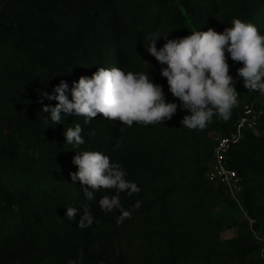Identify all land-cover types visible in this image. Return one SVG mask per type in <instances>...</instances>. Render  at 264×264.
I'll return each mask as SVG.
<instances>
[{"label": "trees", "instance_id": "1", "mask_svg": "<svg viewBox=\"0 0 264 264\" xmlns=\"http://www.w3.org/2000/svg\"><path fill=\"white\" fill-rule=\"evenodd\" d=\"M233 18L264 34V0H0V264H264V135L245 131L227 153L242 184V218L222 187L205 178L212 139L231 131L241 100L262 109L264 128V93L238 80L230 118L213 116L202 130L183 126L187 110L179 108L162 124L131 127L99 113L89 124L68 115L54 125L40 112L56 103L41 101L40 92L52 93L60 80L71 88L97 67L148 72L166 100L179 103L145 49L149 34L221 32ZM225 56L235 77L241 62ZM76 123L85 140L78 150L108 155L140 188L120 194L132 214L119 224L117 211L97 203L114 190L86 200L79 180L70 179L76 152L62 133ZM84 205L95 219L82 229V210L71 222L64 213Z\"/></svg>", "mask_w": 264, "mask_h": 264}, {"label": "clouds", "instance_id": "2", "mask_svg": "<svg viewBox=\"0 0 264 264\" xmlns=\"http://www.w3.org/2000/svg\"><path fill=\"white\" fill-rule=\"evenodd\" d=\"M169 33V32H168ZM167 34L154 31L148 36L145 48L161 65L159 74L165 78L168 92L178 100L167 101L163 86L154 83L148 72H125L118 67H97L91 76H80L71 88L64 80L52 93L40 92L41 101L55 100V105H41L40 112L47 114L54 125L62 123L66 116L82 117L89 124L97 114L107 120H119L129 127L133 122L144 125L162 124L179 110H187L181 124L188 129H203L213 116L227 121L237 106L235 85L242 81L248 91L264 93V34L256 26L233 18L231 27L221 32L213 28L190 31L189 35L168 39ZM158 39L165 42L156 47ZM225 53L233 62H241L235 77L229 73ZM69 96L71 97L69 99ZM81 124L64 127V143L76 152L71 163L77 168L70 172V179L79 180L86 200H93L101 189L114 190L97 201L101 211L118 212L116 222L131 217V210L120 202V194H138L139 186L126 179L127 173L119 163L110 161L108 155L96 150L80 151L85 143ZM87 185L88 187H83ZM137 200L132 207L138 208ZM68 221L75 219L78 210L82 215L76 226L87 228L95 217L87 205L65 207ZM68 264H74L69 260Z\"/></svg>", "mask_w": 264, "mask_h": 264}, {"label": "built area", "instance_id": "3", "mask_svg": "<svg viewBox=\"0 0 264 264\" xmlns=\"http://www.w3.org/2000/svg\"><path fill=\"white\" fill-rule=\"evenodd\" d=\"M263 111L247 100H241L233 128L227 134H216L213 137L212 157L205 171L208 182L222 187L224 195L238 205L241 210L239 194L242 191L240 177L235 169L228 166L227 153L243 137L245 131L264 135V128L259 129ZM251 221V220H250ZM264 244V239H262Z\"/></svg>", "mask_w": 264, "mask_h": 264}, {"label": "rangeland", "instance_id": "4", "mask_svg": "<svg viewBox=\"0 0 264 264\" xmlns=\"http://www.w3.org/2000/svg\"><path fill=\"white\" fill-rule=\"evenodd\" d=\"M234 214L236 215L237 218H242L243 217V214H242V212L240 211L239 208H238V210H236L234 212ZM100 264H105V263H100Z\"/></svg>", "mask_w": 264, "mask_h": 264}]
</instances>
